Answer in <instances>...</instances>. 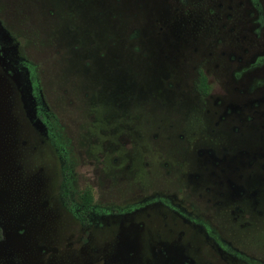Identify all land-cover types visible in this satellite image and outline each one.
<instances>
[{
	"label": "rangeland",
	"instance_id": "1",
	"mask_svg": "<svg viewBox=\"0 0 264 264\" xmlns=\"http://www.w3.org/2000/svg\"><path fill=\"white\" fill-rule=\"evenodd\" d=\"M187 1L193 15L210 1L209 33L192 16L174 30L143 6L139 64L127 21L118 28L93 0H0V264L242 263L210 235L264 264V30L254 34L248 0ZM188 51L194 60L179 58ZM20 61L60 147L34 115ZM199 62L205 100L190 90ZM61 145L96 208L135 209L76 222L58 195ZM180 152L188 167L172 159Z\"/></svg>",
	"mask_w": 264,
	"mask_h": 264
},
{
	"label": "flooded vegetation",
	"instance_id": "2",
	"mask_svg": "<svg viewBox=\"0 0 264 264\" xmlns=\"http://www.w3.org/2000/svg\"><path fill=\"white\" fill-rule=\"evenodd\" d=\"M94 1V6H91V8L94 9V11L103 13L108 15V17L113 21L116 19V24L118 26L122 27L124 26V21L122 22L123 24L120 23L119 17H126L125 25L123 28L126 31V36H127V47L125 48L126 53L130 54L129 52L132 53L133 56L139 55L141 58L146 57V53L143 52V47L139 43L140 39V32L142 30V25H138L136 23V18L137 15L135 12L136 11H143V6H154L157 11L161 14V16L166 17L167 14H169V17L171 18L172 25L171 27L175 30H180L181 28H185L187 26V21L190 19L192 16L193 18H198L199 21H197L198 24H200V29L196 27L197 29V34L198 31L200 33L202 32L205 36L206 33H209L208 27H205V24L211 20V4L210 8L208 7L209 4H204L205 8L202 11L201 15H193V12H190L187 10L188 6H190L192 3L191 1L188 2L187 0H108L112 1L106 2L104 0H101V7L97 6V0ZM213 2H218V0H212ZM116 6L122 7L121 11H117L118 14L114 15V10ZM242 6V3L239 5V7ZM248 7L252 10L251 15L254 13V24L257 25V29H254V34L259 36L260 32L264 30V0H248ZM118 8V7H116ZM124 9V10H123ZM202 9V8H201ZM119 10V9H118ZM133 14L132 18L129 17L130 14ZM169 18V19H170ZM205 22V23H204ZM211 28V27H210ZM185 32V31H184ZM111 39L112 41H115L118 39V36L115 33L108 37V39ZM188 40V39H187ZM186 40V41H187ZM119 41V40H118ZM17 43V42H16ZM180 42L177 41V45ZM183 45L181 44V47ZM204 46V45H203ZM199 47V50L202 51V47ZM180 47V48H181ZM179 48V49H180ZM183 48H181L179 51H181ZM2 52V46L0 44V53ZM62 52V50H61ZM64 56H62V59L66 60V52H63ZM193 56L194 60V55L190 51H188V54H181L179 58H191ZM198 61V59H197ZM19 66L24 67L26 70V79H27V84L30 86L29 92L32 98L34 99V115L42 127V129L46 132V134L50 137V139L53 142L54 146H59L58 142L56 141V137L53 134L50 128V124L47 122V118L49 116V113L47 112L43 101L40 97V90L38 89L36 83L32 80L30 77L32 73L29 70L30 64L25 62V61H20L18 64ZM202 62L198 63L196 66L193 65L192 68V76L190 80V90L194 95L197 96L198 99L200 100H205L210 92H211V86L208 84V79L206 74L204 73L203 69L201 68ZM202 76L204 78V88L199 89V84H198V77ZM60 147V146H59ZM60 156H59V168H60V180H59V186H58V195L59 199L61 201L62 206L66 209V211L74 218L76 222H78L82 227H86L89 225V218L90 216L95 213V214H100V215H119L122 214L125 211H132L135 209V207H130L128 209L120 210V208L117 207H108V208H102L98 209L93 203V188L90 185H84L81 187H75L72 184V181L70 180V165L68 163V156L66 155V152L63 149V146L61 145V151H59ZM171 153L168 152L166 155L169 156ZM175 157L176 161L179 163L186 161V156L182 155V153H177L175 156L172 157V159ZM166 158V156H165ZM185 164V163H181ZM185 166L188 167L187 164ZM177 170H179V167H177ZM169 179H172L169 178ZM172 184L175 185L174 181H171ZM89 193L90 196V202H85L84 201V193L85 192ZM179 215L188 220H192L193 223L195 220L191 219L193 218L192 216H189V214H185L183 211L178 212ZM207 229V227H206ZM210 238H214L216 242L218 243L220 250L224 251L227 255H229L235 262H242L241 264H255L251 260H248L244 257H242L240 254H238L236 251L232 250L231 248L225 246L222 244V242L213 235H210ZM0 239H1V230H0ZM213 259V257L210 255ZM231 259V260H232ZM214 261V259H213ZM216 264V261H214Z\"/></svg>",
	"mask_w": 264,
	"mask_h": 264
},
{
	"label": "trees",
	"instance_id": "3",
	"mask_svg": "<svg viewBox=\"0 0 264 264\" xmlns=\"http://www.w3.org/2000/svg\"><path fill=\"white\" fill-rule=\"evenodd\" d=\"M133 14L131 13L129 17L132 18ZM126 17H119V19L122 20V22L125 20ZM118 28H120V26H118ZM116 34L117 36H119V29L116 30ZM118 41V39L116 40ZM140 41V39L138 40ZM119 42V41H118ZM18 43V42H17ZM141 44V43H140ZM142 46V45H141ZM143 47V50L147 49L146 46H142ZM130 53V58L129 60L132 62V61H139V64H141L143 62L142 58L139 56V55H136V56H133L131 52ZM140 68V67H138ZM29 71L32 73V70L30 69V66H29ZM34 81V80H33ZM198 84H199V89H203L204 88V78L202 76H199L198 77ZM84 201L85 202H90V196H89V193L86 191L84 194Z\"/></svg>",
	"mask_w": 264,
	"mask_h": 264
}]
</instances>
